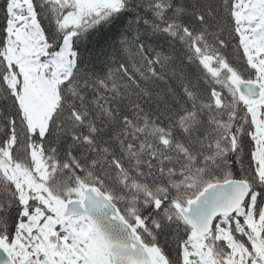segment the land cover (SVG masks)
I'll list each match as a JSON object with an SVG mask.
<instances>
[{"label": "snow or ice", "instance_id": "obj_1", "mask_svg": "<svg viewBox=\"0 0 264 264\" xmlns=\"http://www.w3.org/2000/svg\"><path fill=\"white\" fill-rule=\"evenodd\" d=\"M0 264H264V0H4Z\"/></svg>", "mask_w": 264, "mask_h": 264}, {"label": "trees", "instance_id": "obj_2", "mask_svg": "<svg viewBox=\"0 0 264 264\" xmlns=\"http://www.w3.org/2000/svg\"><path fill=\"white\" fill-rule=\"evenodd\" d=\"M3 4H4V0H0V15H2Z\"/></svg>", "mask_w": 264, "mask_h": 264}]
</instances>
